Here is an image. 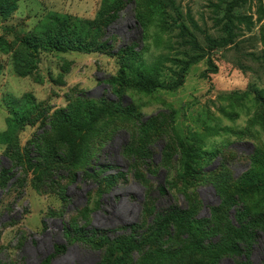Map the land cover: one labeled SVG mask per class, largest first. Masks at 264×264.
Segmentation results:
<instances>
[{
	"label": "rangeland",
	"instance_id": "1",
	"mask_svg": "<svg viewBox=\"0 0 264 264\" xmlns=\"http://www.w3.org/2000/svg\"><path fill=\"white\" fill-rule=\"evenodd\" d=\"M181 143L214 154L195 179ZM5 169L2 263L40 264L65 226L114 239L153 233L172 206L206 218L221 205L244 224L217 262L169 241L123 264H264V0H0ZM68 243L52 264L110 260Z\"/></svg>",
	"mask_w": 264,
	"mask_h": 264
},
{
	"label": "trees",
	"instance_id": "2",
	"mask_svg": "<svg viewBox=\"0 0 264 264\" xmlns=\"http://www.w3.org/2000/svg\"><path fill=\"white\" fill-rule=\"evenodd\" d=\"M57 47L58 46H55V49H58ZM123 81L126 83L125 85H128L126 80ZM182 82L183 79L181 78L177 85H181ZM141 87L156 89L159 86H153L151 83L147 82L141 84ZM8 126L9 130L10 128H13V124L11 122L9 123V121ZM9 134L10 133H8L7 136H9ZM63 148L68 147L63 145ZM178 149L183 180H192L201 175L205 168H198L197 163L199 161H207L209 160V157L214 156L212 153L193 150L189 145L183 143L178 145ZM30 161V159L25 161L30 167L38 168L40 166ZM61 162L68 165L70 172L77 163V160H75L73 154H71L68 158L63 157ZM140 162L149 166L147 162ZM20 169L24 172V176L16 177L14 181L10 183L7 192H9L10 188L15 185H19V188L24 187L23 184L28 176V171L23 168ZM12 177L15 176L12 173H9V170H1L0 187L5 188L9 183V179ZM157 191L161 196L167 197L169 195V189L166 184L159 185ZM20 196L21 195H19L17 199H20ZM234 202H236V200H234ZM160 219V224L153 230V233L146 230L142 234L137 235V232L132 230L129 233L117 236L114 239H110L104 234L92 238L85 235L80 229L79 232L82 233L78 236H74L72 235V227L65 226L64 234L65 238L73 242V244L79 243L84 246L87 245L89 250L98 251L107 255L111 253L110 260H107L105 264H123L127 259L133 257V255L139 250H142L145 247L149 248L155 246L159 243L167 244L169 241H172L170 248L173 247L177 250H183L192 243L197 252L208 253L213 262H217L218 253L223 248L224 243L227 240H234L239 235L242 224H244V222L234 223L235 220L229 217L228 213L221 205L211 208L210 216L206 218L197 217L196 213H193L189 208L172 206L170 209L163 212ZM250 220L253 222L252 218H250ZM6 224L8 223H5V225ZM68 240L64 244H55L52 253L45 257L40 264H52L55 258L64 255L69 246ZM4 248L5 247H0V252H2ZM209 249H212L213 251L211 252ZM213 252L216 253L215 258L213 257ZM111 257L113 258L111 259ZM9 263L14 264L12 262ZM0 264L8 263L0 262ZM197 264L204 263L198 262Z\"/></svg>",
	"mask_w": 264,
	"mask_h": 264
}]
</instances>
